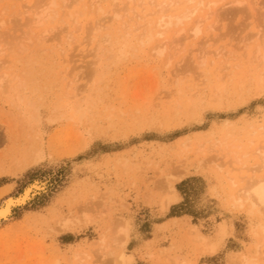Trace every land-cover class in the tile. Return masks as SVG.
I'll return each mask as SVG.
<instances>
[{"label":"rangeland","instance_id":"rangeland-1","mask_svg":"<svg viewBox=\"0 0 264 264\" xmlns=\"http://www.w3.org/2000/svg\"><path fill=\"white\" fill-rule=\"evenodd\" d=\"M47 1L0 0V264H264V0Z\"/></svg>","mask_w":264,"mask_h":264},{"label":"bare ground","instance_id":"bare-ground-1","mask_svg":"<svg viewBox=\"0 0 264 264\" xmlns=\"http://www.w3.org/2000/svg\"><path fill=\"white\" fill-rule=\"evenodd\" d=\"M49 1H47L49 3L48 4L46 3V6L43 5L41 8L39 7V11H37V13H36L37 19H38V23H41L42 24V22H44L46 18H48V17H54L55 15H57V8L60 6V1L62 2V4L64 3L66 5L65 7H67L69 5V4L66 3L67 0H49ZM112 1L114 2V0H112ZM140 2L142 4L143 0L142 1L140 0ZM172 2L174 4L175 3L181 4L180 1L178 2V0H173ZM200 3L202 4L203 2L201 1ZM116 4H114V5H116ZM169 5H173V4L172 3H169ZM177 9H175V10H177ZM166 11L167 10L161 6L159 10H156L155 11V13L156 14H159L160 18H162L163 20H166L165 17H167V16L169 17L168 20L164 21L165 22V25L167 26V28L171 24H173V25L174 24H176V25L181 24L182 22H184L185 20H187L194 13V11H187L186 10L187 12L181 13L179 15H175V16L170 15L169 16V15H166ZM116 16L119 17L120 14L117 13ZM140 18L144 19L145 17L141 16ZM203 21L204 20L201 19V21H198L196 23V25H195V27L193 29L194 35H199L202 32V22ZM159 47H162L163 48V46H159ZM0 82H1V80H0ZM37 187H39V186H38L37 183H35V185H29L23 192H21L22 194H20V195H17V196H9L2 203V205H0V220L1 219H8L9 215L12 212V208L15 205H22V204H24L29 199L30 194H31V191L33 190V188H34V190L35 189L37 190ZM244 192L247 193V198H248L247 201L249 202V205L257 208V211H259L261 214L264 215V180H252V181H250L248 183V186L245 188V191ZM174 198H175V195H174V193H172L171 195H169L167 197V200L171 201ZM163 205H164V207H166L165 201L163 202ZM124 231L125 232H128V230L125 227H124ZM122 260H123V256L120 257V261L121 262H122Z\"/></svg>","mask_w":264,"mask_h":264}]
</instances>
